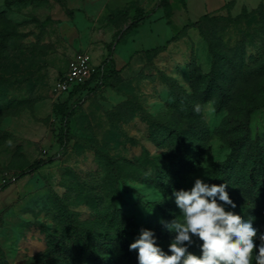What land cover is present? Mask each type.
I'll list each match as a JSON object with an SVG mask.
<instances>
[{
    "label": "rangeland",
    "instance_id": "374dc122",
    "mask_svg": "<svg viewBox=\"0 0 264 264\" xmlns=\"http://www.w3.org/2000/svg\"><path fill=\"white\" fill-rule=\"evenodd\" d=\"M81 1L0 0V186L35 159L55 158L0 189V264H125L121 234L130 244L164 219L171 169L188 188L195 176L210 180L213 164L264 152V106L251 109L264 104V0L196 25L153 20L149 37L144 26L132 31L135 44L125 34L110 52V84L67 101L71 138L59 149L52 109L67 93H54V82L74 48L93 55L107 37L88 18L75 46L63 40L57 24L73 22Z\"/></svg>",
    "mask_w": 264,
    "mask_h": 264
},
{
    "label": "clouds",
    "instance_id": "9594fccd",
    "mask_svg": "<svg viewBox=\"0 0 264 264\" xmlns=\"http://www.w3.org/2000/svg\"><path fill=\"white\" fill-rule=\"evenodd\" d=\"M204 176H195L191 187L172 190L179 217L158 221L169 235L166 249L155 229H139L128 245L137 264H264V231L235 214L227 184Z\"/></svg>",
    "mask_w": 264,
    "mask_h": 264
},
{
    "label": "trees",
    "instance_id": "16d2710c",
    "mask_svg": "<svg viewBox=\"0 0 264 264\" xmlns=\"http://www.w3.org/2000/svg\"><path fill=\"white\" fill-rule=\"evenodd\" d=\"M170 0H160L159 6L164 9L165 15L170 14ZM243 14L245 9H242ZM149 14L143 12L142 9L136 8L135 15L132 17L131 21L127 24V26L123 29H119L115 32L112 42L108 46V55L101 61V63L96 66L94 73L92 76L85 81L84 83L73 86L67 93V98L59 103H56L53 106L52 112L54 115V129L53 135L55 138V142L59 146V149L64 150L71 138L70 131V118L73 115V107L67 105V101L72 98V96L85 88H91L92 90H96L97 88L103 85H109L110 79L116 73L115 69L111 67L114 65V62L111 58V50L114 44L119 43L123 36L137 28L143 21L148 18ZM208 13L201 15L196 21L193 22L196 25L200 20L207 18ZM158 48H151L149 51H155ZM64 94V93H62ZM264 106V104L256 105L251 109ZM54 157H46V158H38L32 161L30 164L26 165L24 168L15 172L12 176V179L7 181L5 184L0 186V189L7 186L10 182L16 181L28 174L36 172L42 167L51 164L54 162ZM243 162L239 164L238 161H227L225 163H216L211 165L210 170V180L211 183L216 184H227V192L229 195V199L236 206L235 214L245 219H253V226L260 229V231H264V152L257 153L251 157L246 156L242 159ZM232 162V163H231ZM232 164L228 166L229 164ZM187 164V163H185ZM185 165H182L184 167ZM194 167L184 168L187 170H191ZM224 169L225 171H222ZM172 177L167 178V173H164L163 170L158 168V173H160L163 177L167 178V182L163 190L165 194H167L168 198L166 201L169 202V208L165 211V220H171L173 215L179 217L178 209L176 208L174 202L171 200V192L173 189L185 188L183 183L179 182V175L181 173L179 168H173ZM228 170V172H227ZM228 173L226 175H221V173ZM169 173V171H168ZM249 174L250 176H245V174ZM177 213V214H174ZM156 231L161 232L160 238L165 239V241L169 242V235L166 231H164L161 225H158L155 228ZM158 235V236H159ZM120 237L123 241L121 242L120 254L125 264H137L136 261V252L129 251L128 249V241L125 239L124 235L121 234ZM193 252H198L196 247L191 249Z\"/></svg>",
    "mask_w": 264,
    "mask_h": 264
},
{
    "label": "crops",
    "instance_id": "0c3cea01",
    "mask_svg": "<svg viewBox=\"0 0 264 264\" xmlns=\"http://www.w3.org/2000/svg\"><path fill=\"white\" fill-rule=\"evenodd\" d=\"M159 1L160 0L81 1L80 5L77 7L78 10L75 11L73 22L69 18H62V20L57 24L59 28V33L61 34L63 40L70 41L73 43V46H75V41L77 40V33L80 32V29L78 28L77 24L80 21L88 20V18H94L95 23L101 24L104 27V31H102L101 33H106L107 37L106 39H103L104 42H102L101 40L100 45L94 48L93 55H91V53L86 49L80 50L74 48V51L70 54L68 60L77 52H87L91 56L92 63L98 66L101 63V61H98L100 60L98 59V55H103L104 51L108 52V46L112 42L115 32L120 29H116L115 25L119 24L122 21L124 22L127 19H130L131 21L132 17L135 15L136 8L142 9L143 12L148 13L149 16L145 21H143L137 28L133 29L132 31L136 32V30H142L141 28L144 26L146 28L148 36L150 35L149 24L153 20L161 22L164 18H166V20H170L171 24H174L173 26L176 27L177 23L183 25L190 22H194L201 15L217 11V9H220L219 11L222 12L223 9H226L227 5L235 7L243 0H198V3L195 6L197 7V11L199 12L196 14L197 18L195 19L191 18L188 13L191 1L189 2V0H170L169 2L171 11L169 15H165L164 9L158 5ZM59 13L60 11L56 7H52L49 14L53 17H57ZM111 17L113 18L111 19ZM126 26L127 25H125V27ZM132 31L128 32L131 34H129V40H131V42L135 44V41L137 40L135 39V37H132ZM143 33V39L141 40L142 42H145V31H143ZM138 42L140 43L141 41L138 40ZM117 44L119 46L121 42Z\"/></svg>",
    "mask_w": 264,
    "mask_h": 264
},
{
    "label": "built area",
    "instance_id": "2783aa9c",
    "mask_svg": "<svg viewBox=\"0 0 264 264\" xmlns=\"http://www.w3.org/2000/svg\"><path fill=\"white\" fill-rule=\"evenodd\" d=\"M95 68L89 53H75L68 60L65 71L54 82L53 92L56 94L65 93L73 86L84 83L92 76Z\"/></svg>",
    "mask_w": 264,
    "mask_h": 264
}]
</instances>
